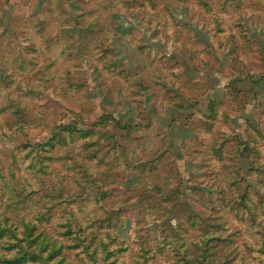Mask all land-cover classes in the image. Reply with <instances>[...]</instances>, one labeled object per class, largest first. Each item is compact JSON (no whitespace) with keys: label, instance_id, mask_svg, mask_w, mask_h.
<instances>
[{"label":"rangeland","instance_id":"374dc122","mask_svg":"<svg viewBox=\"0 0 264 264\" xmlns=\"http://www.w3.org/2000/svg\"><path fill=\"white\" fill-rule=\"evenodd\" d=\"M264 264V0H0V264Z\"/></svg>","mask_w":264,"mask_h":264},{"label":"trees","instance_id":"16d2710c","mask_svg":"<svg viewBox=\"0 0 264 264\" xmlns=\"http://www.w3.org/2000/svg\"><path fill=\"white\" fill-rule=\"evenodd\" d=\"M5 264H15V263H13V262H11V261H8V262L5 263Z\"/></svg>","mask_w":264,"mask_h":264}]
</instances>
